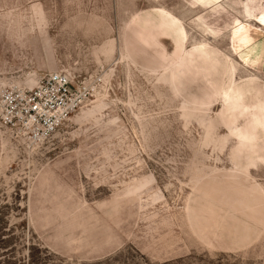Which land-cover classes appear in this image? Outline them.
<instances>
[{
  "label": "rangeland",
  "instance_id": "rangeland-1",
  "mask_svg": "<svg viewBox=\"0 0 264 264\" xmlns=\"http://www.w3.org/2000/svg\"><path fill=\"white\" fill-rule=\"evenodd\" d=\"M263 7L0 0V100L52 71L75 97L43 136L0 122V264H264Z\"/></svg>",
  "mask_w": 264,
  "mask_h": 264
},
{
  "label": "built area",
  "instance_id": "built-area-1",
  "mask_svg": "<svg viewBox=\"0 0 264 264\" xmlns=\"http://www.w3.org/2000/svg\"><path fill=\"white\" fill-rule=\"evenodd\" d=\"M69 73L52 71L40 75L32 89L4 91L0 100V122L21 125L38 137L52 132L74 108Z\"/></svg>",
  "mask_w": 264,
  "mask_h": 264
},
{
  "label": "crops",
  "instance_id": "crops-1",
  "mask_svg": "<svg viewBox=\"0 0 264 264\" xmlns=\"http://www.w3.org/2000/svg\"><path fill=\"white\" fill-rule=\"evenodd\" d=\"M30 4L31 3H29V6H30ZM260 11H262L261 13H259V14H256V15H254V17H255V19L259 22V25L264 29V7L262 8V9H260ZM260 30V29H259ZM262 32L263 31H258V29H256L255 31H254V34L256 33V34H262ZM260 38H264V36L263 37H260Z\"/></svg>",
  "mask_w": 264,
  "mask_h": 264
},
{
  "label": "bare ground",
  "instance_id": "bare-ground-1",
  "mask_svg": "<svg viewBox=\"0 0 264 264\" xmlns=\"http://www.w3.org/2000/svg\"><path fill=\"white\" fill-rule=\"evenodd\" d=\"M259 31V30H258ZM261 32V31H260Z\"/></svg>",
  "mask_w": 264,
  "mask_h": 264
}]
</instances>
